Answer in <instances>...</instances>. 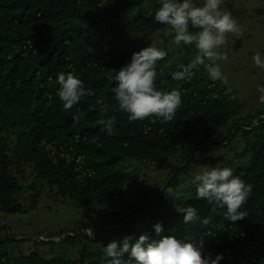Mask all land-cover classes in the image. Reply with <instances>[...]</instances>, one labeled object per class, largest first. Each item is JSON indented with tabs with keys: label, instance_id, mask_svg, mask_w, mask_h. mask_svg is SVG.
<instances>
[{
	"label": "trees",
	"instance_id": "obj_1",
	"mask_svg": "<svg viewBox=\"0 0 264 264\" xmlns=\"http://www.w3.org/2000/svg\"><path fill=\"white\" fill-rule=\"evenodd\" d=\"M158 7L159 0H0V214L25 212L18 198L27 188L26 208H35L46 189L96 213L122 195L132 177L128 163L148 162L166 171L161 182L139 191L124 213H112L103 234L93 238L89 225L78 222L57 236L60 244L83 238L95 245L94 252L77 261L35 251L24 255L20 240L0 228V264H77L83 258L85 264H107L103 248L112 242L119 248L125 237L134 243L140 235L149 242L175 236L200 247L203 255L223 254L220 264H264V109L242 116L235 94L220 80H210L202 67L190 80L174 81L172 73L190 62L195 49L172 42L166 26L154 20ZM150 45L167 53L157 64L156 88L181 92V106L170 123L130 121L113 99L112 70ZM68 72L93 95L65 110L56 95L57 74ZM106 119L115 120L110 135L99 123ZM235 140L241 149L233 147ZM222 149L217 160H197L200 151ZM202 162L209 169L229 167L252 186L241 208L245 219L230 223L225 209L213 213L206 201L196 199L188 174ZM26 174L32 177L29 185L24 184ZM180 185V199H168L163 189ZM177 206H191L210 222L185 224ZM158 223L163 228L159 235L154 231ZM57 237L43 244L53 248Z\"/></svg>",
	"mask_w": 264,
	"mask_h": 264
},
{
	"label": "clouds",
	"instance_id": "obj_2",
	"mask_svg": "<svg viewBox=\"0 0 264 264\" xmlns=\"http://www.w3.org/2000/svg\"><path fill=\"white\" fill-rule=\"evenodd\" d=\"M223 0H203L202 6H197L193 0H159L155 10V22L165 25L172 35V42L177 45L192 46L195 55L187 65H179L181 71L172 73L174 81H188L194 75V70L201 67L212 81H225L220 67L221 61L226 62L228 56L220 51L227 43L229 33H238L239 26L227 11L221 10ZM149 15H152L150 12ZM190 29H195L191 31ZM167 56L160 48L150 45L133 53L130 62L124 64L115 72L113 88L116 107L119 111L129 114L130 121L154 119L161 123H170L180 108L181 92L175 88L163 92L156 88L158 76L157 64ZM255 66L264 69V59L259 53L252 57ZM56 93L65 110L72 109L82 98L93 95L90 89H85L84 83L73 72L58 73ZM259 102L264 104V87H259ZM107 106H102L105 111ZM81 117L73 116L74 123H79ZM103 131L112 134L115 120L99 121ZM198 200H204L210 206L211 212L225 209L224 219L230 223L243 220L247 213L241 208L247 203L252 192V186L240 177L235 176L229 167H204L193 179ZM183 185L177 188L166 187V197L179 200L183 195ZM177 213L183 214V223L199 222L207 225L209 218L201 219L195 208L177 206ZM159 235L162 225L154 226ZM89 234L94 238L92 229ZM131 237H125L122 246L115 242L103 248L107 264H220L223 254L211 253L203 255L201 248L193 243L181 242L175 236H163L159 240L149 242L147 235H140L138 240L131 242ZM202 247V245H201ZM125 253L128 254L125 259Z\"/></svg>",
	"mask_w": 264,
	"mask_h": 264
},
{
	"label": "rangeland",
	"instance_id": "obj_3",
	"mask_svg": "<svg viewBox=\"0 0 264 264\" xmlns=\"http://www.w3.org/2000/svg\"><path fill=\"white\" fill-rule=\"evenodd\" d=\"M197 6H202L203 0H193ZM221 10L227 11L239 26L238 33H229L227 43L220 51L228 56L226 62H219L221 71L226 77L221 81L228 92L235 94L239 103L242 104V116L253 114L255 109L263 108L264 104L259 102V87H264V69H260L253 63L252 57L259 53L264 59V0H223ZM195 31V29H190ZM164 32L162 37H166ZM156 41H161L160 37ZM206 76L208 77L207 73ZM257 111V110H256ZM236 145L243 147L240 140H235ZM226 149L214 153L200 151L197 160L204 157L217 156ZM222 152V153H223ZM227 155L231 152L227 151ZM201 161V160H199ZM128 163L127 171L131 177L124 187L122 195L111 202L104 203L98 207L99 212L91 209H82L77 203L65 201L46 189L41 191L35 208H26L29 204L30 188L23 189L19 193L18 201L24 207L25 212L11 215L0 214V228L20 242L18 248L24 255L30 252L43 254L45 257L60 255L65 259L77 261L82 255L95 251V245L84 241L83 238L73 239L68 242L59 243V233L73 230L78 222L89 225L93 233L101 235L108 228L106 225L112 219V213H124L128 204L137 198L139 191L149 189L154 183H159L165 178L166 171L156 170L148 162ZM204 167L209 168V163H199L197 167L190 170L188 179L202 171ZM32 177L26 174L25 185H29ZM167 181V180H166ZM90 235V234H89ZM49 237H57L52 240L53 248L49 247ZM39 245L35 246L34 241ZM43 242H46L43 244ZM87 258L81 263L85 264Z\"/></svg>",
	"mask_w": 264,
	"mask_h": 264
}]
</instances>
